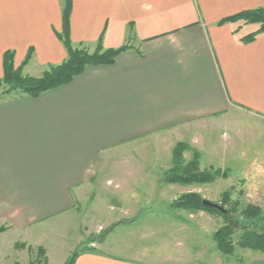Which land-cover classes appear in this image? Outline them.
<instances>
[{"label":"crops","instance_id":"0c3cea01","mask_svg":"<svg viewBox=\"0 0 264 264\" xmlns=\"http://www.w3.org/2000/svg\"><path fill=\"white\" fill-rule=\"evenodd\" d=\"M64 6L65 0H0V77L8 50L15 67L30 54L24 67L29 73L66 58L59 37ZM257 7L264 0H71L73 48L98 42L129 48L112 64L87 66L36 98L0 101V221L25 230L71 219L77 192L96 187L107 158L131 157L130 148L141 152L146 145L171 150L199 137L210 143L215 135L217 142L229 139L218 156L231 149L243 161L251 155L243 181L264 208V33L244 42L254 24H218ZM203 155L217 156L210 150ZM113 171L132 174V166L119 164ZM101 247L90 242L74 264H150L140 262L139 253L126 259ZM204 249L212 254L209 262L200 261ZM194 253L195 259L176 252L160 260L237 264L224 261L213 246ZM244 264H264V255L254 253Z\"/></svg>","mask_w":264,"mask_h":264},{"label":"rangeland","instance_id":"374dc122","mask_svg":"<svg viewBox=\"0 0 264 264\" xmlns=\"http://www.w3.org/2000/svg\"><path fill=\"white\" fill-rule=\"evenodd\" d=\"M238 21L250 24L242 19ZM253 24L259 27L258 23ZM75 48L87 50L89 53L95 51V47L77 46ZM28 62L20 64L22 75L38 77L43 71L49 69L47 67L29 73L24 69ZM13 64L15 67L14 58ZM7 91V86H0V101L19 96V93ZM221 135L225 137L222 132ZM214 137L216 140L210 143L206 142V139L201 140L200 137L194 143L183 141L188 147L184 148L181 155L182 164L187 165L197 152L199 170L218 175L210 183L188 182L182 185L165 182L163 174L169 172L174 165L172 150L177 143L183 142H176L171 150L169 146L154 145L139 147L141 152L130 148L131 157H110L107 158L108 161H104L102 174L99 173L95 179L97 181L94 182L96 187L77 192L71 219L49 220L38 226L32 225L25 230H17L6 222L0 221V264L15 262L28 264L37 258L38 247L45 251L46 264H64L72 252L81 253L88 249L90 242L102 246V251L107 254L126 259L135 258L139 253L138 260L150 264H163L165 261L161 260L165 253L189 252L193 255L192 259H195L197 255L194 252L200 248L216 247L213 234L224 227L223 218L203 210H177L172 206L175 200L186 193H194L199 195L202 201L208 200L219 204L225 212L226 209L232 211L234 208L235 211L232 212L234 219L241 216V210L248 204L257 206L258 203L255 201H259L254 195L256 193L249 194L245 186L246 182L243 181L245 173L242 172V168L251 155L247 154L246 161H243L240 160V155L234 152L235 149H231L225 157L222 156L223 154L218 156L217 153L221 154L224 142L226 143L229 139L224 138L225 140L220 139V142H217V135ZM248 139L247 136L246 141ZM204 150H210L217 156L206 158L203 155ZM119 164L131 165L132 174H123L124 177L121 179L122 174L115 172L116 170L111 172ZM253 191L255 189H252L251 193ZM225 199L228 201L224 202ZM260 210L264 217V208L261 207ZM134 211L135 216L132 217ZM131 217L132 220L125 219ZM119 221L121 223L116 225L102 242H95L99 229L103 230ZM178 222L182 223L179 225L181 228L174 233L172 225L175 223L176 226ZM247 223L246 226H238L231 235L234 251L232 254L223 253L224 261L244 264L252 254L260 253L244 248L240 243V234L246 230L260 231V228L264 226V219L255 223L249 220ZM218 250L222 253L220 249ZM211 258L212 254H208L207 251L200 261L209 262Z\"/></svg>","mask_w":264,"mask_h":264},{"label":"trees","instance_id":"16d2710c","mask_svg":"<svg viewBox=\"0 0 264 264\" xmlns=\"http://www.w3.org/2000/svg\"><path fill=\"white\" fill-rule=\"evenodd\" d=\"M71 11V0H65V6L62 13V33L59 34L60 39L66 49V58L56 66H50L49 69L43 71L38 77H32L21 74V65L14 67L13 58L14 52L11 50L5 51L2 56V76L0 77V86L5 85L8 87L7 92L19 93L18 95H28L36 98L39 94L46 91L53 90L57 87L65 85L72 80V78L80 74L87 66L97 65H110L114 62L117 54L126 51L129 47L124 45L119 48H103L101 43L95 47L93 53H89L84 49L73 48L69 35V17ZM244 20L247 23H258L259 27L253 32L242 38L244 42L254 41L256 35L264 33V7L253 8L252 10H242L237 14L228 16L227 18L218 21V24L236 22ZM30 54L28 53L24 59L23 64L29 60ZM6 92V93H7ZM188 147L186 143H177L172 150V163L174 164L169 172L164 173L163 177L168 184H182L193 182L210 183L218 175L199 170V154L196 152L194 158L188 162L187 165L182 164V152L184 148ZM228 199H225V201ZM177 209L212 212L220 215L225 221L224 227L214 232L213 237L216 241L217 249L222 253L232 254L234 249L232 245V234L240 225H247L250 222H257L264 219L262 210L258 206L248 204L241 210V216L237 219L233 218L232 211L226 209V213L217 211L214 208L205 207L199 195L194 193H186L175 200L172 205ZM96 240V239H95ZM240 243L246 249L259 251L264 255V226L260 231H244L240 234ZM37 258L30 261L28 264H46L47 260L44 257L45 251L43 248L38 247ZM79 252L74 251L69 255V258L64 264H74ZM13 264H18L17 262Z\"/></svg>","mask_w":264,"mask_h":264},{"label":"water","instance_id":"95a60500","mask_svg":"<svg viewBox=\"0 0 264 264\" xmlns=\"http://www.w3.org/2000/svg\"><path fill=\"white\" fill-rule=\"evenodd\" d=\"M202 204H203L205 207H208V208H214V209H216L217 211L222 212L223 214L226 213V212H225V209H223V207H221L219 204L214 203V202H212V201L210 202V201H208V200H203V201H202ZM120 223H121V221L116 222V223H113V224H111L109 227L104 228V230H102V231L97 235V237H96V241H95V242H98V243L102 242V241L106 238V236L112 231V229H113L116 225H118V224H120Z\"/></svg>","mask_w":264,"mask_h":264}]
</instances>
